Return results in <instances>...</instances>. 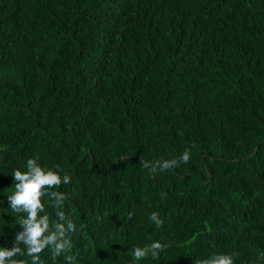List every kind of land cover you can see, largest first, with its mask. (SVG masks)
I'll use <instances>...</instances> for the list:
<instances>
[{
    "label": "trees",
    "instance_id": "1",
    "mask_svg": "<svg viewBox=\"0 0 264 264\" xmlns=\"http://www.w3.org/2000/svg\"><path fill=\"white\" fill-rule=\"evenodd\" d=\"M37 157L71 177L45 191L77 226L45 264H264V0H0V249L24 230L13 172Z\"/></svg>",
    "mask_w": 264,
    "mask_h": 264
},
{
    "label": "clouds",
    "instance_id": "2",
    "mask_svg": "<svg viewBox=\"0 0 264 264\" xmlns=\"http://www.w3.org/2000/svg\"><path fill=\"white\" fill-rule=\"evenodd\" d=\"M191 151L186 149L179 158L163 160L150 165L142 162L144 167H150L153 174L164 172L176 167L181 163H188ZM37 158H29L26 161V171L15 169L13 172L14 191L7 197L9 208L14 213H24L25 216L18 220L23 226V231L15 237V246L12 249H0V264H45L40 254L48 249L53 258L68 253L72 247L70 233L77 231L74 221L62 210L64 201L67 199L65 193L59 191L46 192L45 189L58 188L61 184H69L71 177L68 174L61 176L62 169L59 165L56 169L42 167ZM47 196L52 201V207L56 211V220L50 221L46 213L43 197ZM41 213H44L41 215ZM149 219L157 228L163 226L164 221L158 212L153 211ZM21 242L24 247H21ZM169 244L154 241L146 246H137L133 249V261L139 262L151 256L159 258L161 252L165 251ZM26 249V251H25ZM31 258V261L15 259L17 256ZM67 264H73L72 255H64ZM194 264H234L233 254L214 253L209 258L197 259Z\"/></svg>",
    "mask_w": 264,
    "mask_h": 264
}]
</instances>
